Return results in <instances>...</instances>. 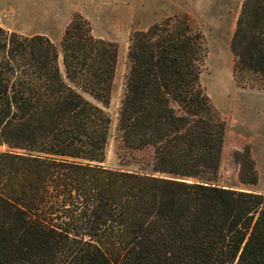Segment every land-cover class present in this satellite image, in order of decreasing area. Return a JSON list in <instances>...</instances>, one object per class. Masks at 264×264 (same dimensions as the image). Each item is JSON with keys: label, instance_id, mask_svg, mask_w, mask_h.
Listing matches in <instances>:
<instances>
[{"label": "trees", "instance_id": "obj_1", "mask_svg": "<svg viewBox=\"0 0 264 264\" xmlns=\"http://www.w3.org/2000/svg\"><path fill=\"white\" fill-rule=\"evenodd\" d=\"M230 48L264 81V0H244ZM206 54L186 15L131 35L117 126L125 148L151 152L113 169L117 43L80 13L59 45L0 26V264H264V193L218 183L225 124L200 82ZM235 158L255 184L250 149Z\"/></svg>", "mask_w": 264, "mask_h": 264}, {"label": "rangeland", "instance_id": "obj_2", "mask_svg": "<svg viewBox=\"0 0 264 264\" xmlns=\"http://www.w3.org/2000/svg\"><path fill=\"white\" fill-rule=\"evenodd\" d=\"M244 0H0V26L24 35L45 34L59 45L75 13L91 24L93 34L118 45V58L109 104L111 118L101 165L140 170L151 150L124 147L118 129V111L129 68L131 35L168 16L186 15L202 33L207 47L200 82L225 124L218 183L264 193V81L239 67L230 48L231 37ZM248 147L255 161V184L239 180L236 151ZM6 146H0V150Z\"/></svg>", "mask_w": 264, "mask_h": 264}, {"label": "water", "instance_id": "obj_3", "mask_svg": "<svg viewBox=\"0 0 264 264\" xmlns=\"http://www.w3.org/2000/svg\"><path fill=\"white\" fill-rule=\"evenodd\" d=\"M163 176H168L167 174L163 173L162 174ZM185 180H189V181H192L193 179L192 178H184Z\"/></svg>", "mask_w": 264, "mask_h": 264}]
</instances>
